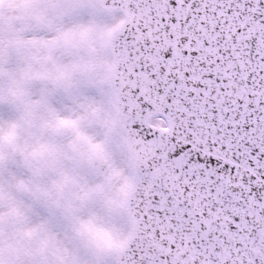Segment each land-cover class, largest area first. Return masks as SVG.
<instances>
[{
    "label": "snow or ice",
    "instance_id": "6c2138e0",
    "mask_svg": "<svg viewBox=\"0 0 264 264\" xmlns=\"http://www.w3.org/2000/svg\"><path fill=\"white\" fill-rule=\"evenodd\" d=\"M0 264H264V0H0Z\"/></svg>",
    "mask_w": 264,
    "mask_h": 264
}]
</instances>
